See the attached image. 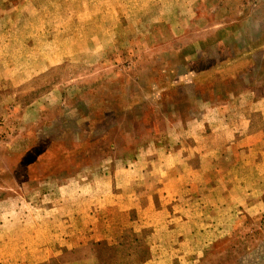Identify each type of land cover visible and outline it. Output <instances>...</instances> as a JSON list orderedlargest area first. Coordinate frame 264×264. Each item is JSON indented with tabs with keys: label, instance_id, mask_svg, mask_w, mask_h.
I'll use <instances>...</instances> for the list:
<instances>
[{
	"label": "rangeland",
	"instance_id": "rangeland-1",
	"mask_svg": "<svg viewBox=\"0 0 264 264\" xmlns=\"http://www.w3.org/2000/svg\"><path fill=\"white\" fill-rule=\"evenodd\" d=\"M0 264H264V0H0Z\"/></svg>",
	"mask_w": 264,
	"mask_h": 264
},
{
	"label": "crops",
	"instance_id": "crops-1",
	"mask_svg": "<svg viewBox=\"0 0 264 264\" xmlns=\"http://www.w3.org/2000/svg\"><path fill=\"white\" fill-rule=\"evenodd\" d=\"M46 243H47V242H46ZM60 243H61V242H60ZM47 244H48V243H47ZM47 244H46V245H47ZM50 248H51V247H50ZM50 248H49V249L46 248V254L49 253V252L51 251Z\"/></svg>",
	"mask_w": 264,
	"mask_h": 264
}]
</instances>
